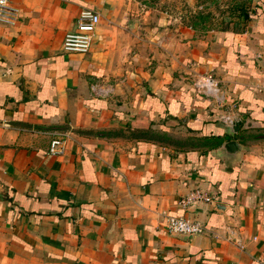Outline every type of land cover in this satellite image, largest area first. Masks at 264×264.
<instances>
[{
    "label": "crops",
    "instance_id": "obj_1",
    "mask_svg": "<svg viewBox=\"0 0 264 264\" xmlns=\"http://www.w3.org/2000/svg\"><path fill=\"white\" fill-rule=\"evenodd\" d=\"M9 4L0 264H264V0L206 51L190 48L184 29L142 32L129 0ZM81 7L99 13L91 46L65 52ZM199 72L215 80L220 102L192 86ZM227 115L240 118L234 133L217 124ZM59 130L65 148L48 154ZM228 138L243 146L231 169L217 151ZM192 188L212 199L181 207ZM167 214L205 230L167 231Z\"/></svg>",
    "mask_w": 264,
    "mask_h": 264
},
{
    "label": "rangeland",
    "instance_id": "obj_2",
    "mask_svg": "<svg viewBox=\"0 0 264 264\" xmlns=\"http://www.w3.org/2000/svg\"><path fill=\"white\" fill-rule=\"evenodd\" d=\"M129 12L143 20L139 30H157L179 37L184 29L189 37L190 48L200 47L203 51L215 41L217 34L228 31H239L246 21L238 14L240 8L248 12L252 0H129ZM161 26L163 28H161ZM176 37V38H177ZM182 38V37H181ZM180 38V39H181ZM199 72L193 74L192 86ZM203 94V93H202ZM211 98V97H208ZM169 141V140H168Z\"/></svg>",
    "mask_w": 264,
    "mask_h": 264
},
{
    "label": "built area",
    "instance_id": "obj_3",
    "mask_svg": "<svg viewBox=\"0 0 264 264\" xmlns=\"http://www.w3.org/2000/svg\"><path fill=\"white\" fill-rule=\"evenodd\" d=\"M16 9L9 4V0H0V22L12 23L15 20ZM99 22V13L89 7H81L75 16L74 26L67 30L61 41V49L65 52L84 53L89 50L95 28ZM194 85L207 97L213 98L217 103L220 102L218 88L215 80L208 75L199 74ZM264 86V85H263ZM234 116H224L222 120L231 122ZM67 132L59 130L53 132L48 141L47 153L51 155L61 154L65 148ZM212 198L197 188H192L178 199L181 207L196 200L210 201ZM165 228L167 231L194 234L205 230L204 226L195 219L188 218L184 215L165 216Z\"/></svg>",
    "mask_w": 264,
    "mask_h": 264
},
{
    "label": "water",
    "instance_id": "obj_4",
    "mask_svg": "<svg viewBox=\"0 0 264 264\" xmlns=\"http://www.w3.org/2000/svg\"><path fill=\"white\" fill-rule=\"evenodd\" d=\"M217 124L224 132L234 133L237 131L240 124V118L234 117L231 122L218 119ZM242 147L239 141L232 138L225 139L219 144L217 148L218 155L222 159L226 169H231ZM212 203L216 208L224 207L220 202L212 201Z\"/></svg>",
    "mask_w": 264,
    "mask_h": 264
},
{
    "label": "trees",
    "instance_id": "obj_5",
    "mask_svg": "<svg viewBox=\"0 0 264 264\" xmlns=\"http://www.w3.org/2000/svg\"><path fill=\"white\" fill-rule=\"evenodd\" d=\"M238 14L241 15L244 18V20L248 18V12L243 7L239 9Z\"/></svg>",
    "mask_w": 264,
    "mask_h": 264
}]
</instances>
